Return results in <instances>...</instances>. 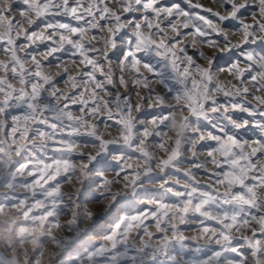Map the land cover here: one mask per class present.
Returning <instances> with one entry per match:
<instances>
[{
	"label": "snow or ice",
	"instance_id": "obj_1",
	"mask_svg": "<svg viewBox=\"0 0 264 264\" xmlns=\"http://www.w3.org/2000/svg\"><path fill=\"white\" fill-rule=\"evenodd\" d=\"M0 56V264H264V0H0Z\"/></svg>",
	"mask_w": 264,
	"mask_h": 264
},
{
	"label": "rangeland",
	"instance_id": "obj_2",
	"mask_svg": "<svg viewBox=\"0 0 264 264\" xmlns=\"http://www.w3.org/2000/svg\"><path fill=\"white\" fill-rule=\"evenodd\" d=\"M200 2L207 3L208 0H200ZM2 59H4V57L0 56V60H2ZM220 78L222 80L225 79V77H224L223 74L220 75ZM65 187H67V186H65ZM104 228H107V225H104ZM186 234H191V233H186ZM65 235H70V234L65 233ZM45 249L46 250L57 251V250L53 249V246L51 244H45ZM44 264H49V260H48V257L47 256L44 258Z\"/></svg>",
	"mask_w": 264,
	"mask_h": 264
}]
</instances>
